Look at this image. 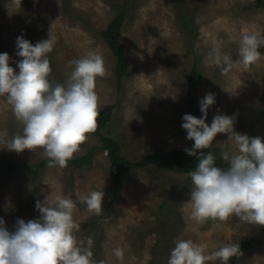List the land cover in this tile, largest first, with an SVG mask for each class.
<instances>
[{"label":"rangeland","instance_id":"374dc122","mask_svg":"<svg viewBox=\"0 0 264 264\" xmlns=\"http://www.w3.org/2000/svg\"><path fill=\"white\" fill-rule=\"evenodd\" d=\"M255 4L256 0H181V9L196 29L192 37L182 25L176 0H21V4L19 0H0V52L13 57L9 63L18 71L15 61L22 58L15 55L17 36L23 34L33 44L50 36L54 41L49 54L50 79L54 83L67 79L73 67L70 61L90 51L101 54L106 71L96 80L99 109L115 105L113 119L103 133L119 142L126 157L138 161L156 152L191 148L194 143L186 139L181 124L188 112L187 75L196 61L203 73L199 97L215 93L206 122L218 112L234 115L237 132L264 137V46L258 49L260 59L248 69L236 66L222 72L208 56L215 46L236 59L242 33L264 34V7ZM122 9L126 16L120 41L128 64L119 81L117 57L101 31ZM21 131V122L0 98V140ZM231 143L228 134L218 133L211 148L220 154ZM4 146L0 143V162L21 164L4 173L0 163V217L9 230H14L17 218H37L36 201L46 195L51 199L58 193L83 196L93 190L104 191L101 214L82 203L73 212L80 225L75 235L78 240L92 237L91 250L98 264H151L162 244L165 222L173 232L165 237L161 264H167L177 238L203 243L211 253L223 243L250 239L264 228L236 216L199 224L190 215L188 173L153 165L134 168L112 198L110 160L93 133H88L73 156L95 148L91 163L79 168L71 163L64 168L43 164L47 157L40 148L17 153ZM37 166L39 177L34 181ZM165 202L169 205L164 208ZM117 248L123 250L122 259L114 255ZM238 264H264V233Z\"/></svg>","mask_w":264,"mask_h":264},{"label":"clouds","instance_id":"9594fccd","mask_svg":"<svg viewBox=\"0 0 264 264\" xmlns=\"http://www.w3.org/2000/svg\"><path fill=\"white\" fill-rule=\"evenodd\" d=\"M261 46L264 34L244 32L236 59L215 46L208 56L222 72L236 66L248 69L260 59ZM53 48L50 36L35 44L23 34L17 36L15 55L22 58L15 61L18 71L9 63L13 57L0 52V98L6 100L22 124L20 133L0 143L17 153L40 148L49 158V166L64 168L88 139V133L96 129L100 108L96 80L104 76L106 68L103 56L90 51L69 62L73 67L63 83H54L49 58ZM214 103L215 93L208 92L199 101L200 117L191 113L182 116L186 139L194 141L185 151L198 157L195 169L188 172L191 218L203 224L208 219L236 216L264 226V137L237 132L234 115L218 112L210 123L206 122L208 109ZM218 133L228 134L232 142L220 152L226 167L216 163L213 151H203L211 148ZM104 195L103 190L83 196L58 193L51 199L46 195L36 201L40 215L27 221L17 218L14 230H9L0 217V264H98L93 259L92 237L78 240L75 235L80 225L74 221L73 212L82 203L101 214ZM239 252L236 242L223 243L208 253L203 243L177 238L167 264H209L214 260L228 264ZM114 255L122 259L123 250L114 249Z\"/></svg>","mask_w":264,"mask_h":264},{"label":"trees","instance_id":"16d2710c","mask_svg":"<svg viewBox=\"0 0 264 264\" xmlns=\"http://www.w3.org/2000/svg\"><path fill=\"white\" fill-rule=\"evenodd\" d=\"M176 3L179 5L180 20L182 22V25L193 37L196 33V29L194 25L187 19L185 12L181 9V0H176ZM255 5L257 8L264 7V0H256ZM125 16L126 10H119L115 18L108 25V27L101 31L103 39L110 46V49L117 57L116 72L119 81H121V78L124 75L126 65L128 64V58L126 55L125 47L120 41L122 37L121 28L124 23ZM202 80L203 73L199 66V63L196 61L189 74L187 75V113H191L197 117H199L200 114L199 101L201 99L198 94V86ZM114 110V104H109L99 109L96 129L94 132H91L99 136L101 147L107 152L108 158L110 160V174L112 177V198H115L119 194L121 189L125 186L126 178L134 168H142L153 165L164 170H170L178 173H188L195 169V166L198 163V157L188 155L185 149H172L152 153L138 161H134L126 157L122 153V147L119 142L113 137L103 133L105 128L113 119ZM203 151H213L217 156L216 163L221 167L227 166L226 163L222 159H220V154L216 152L215 149L210 148L204 149ZM94 152L95 148L93 147L85 155L73 158L69 160L68 163H71L78 168L89 165L92 161ZM0 163L2 165L4 173H11L14 169H17L21 166V164L18 162H8L2 160ZM43 164L48 165L49 158L45 159L43 161ZM36 168L37 169L34 174V181H37L39 177L38 169L40 168V166H37ZM168 205L169 204L165 202V204H163V207L165 208ZM32 215L34 216V213H32ZM162 227L163 241L162 244L159 245L158 251L151 264H161L162 248H164L166 241L165 237H167L170 232H173L172 227L168 222H165V225ZM263 233L264 228L258 235L250 239L238 242L240 245V252L229 260V264H238L244 252H246L250 248V246L262 236ZM94 250L95 255L97 256L99 253L97 250V246L94 248Z\"/></svg>","mask_w":264,"mask_h":264}]
</instances>
